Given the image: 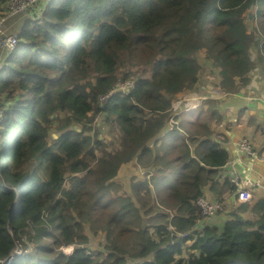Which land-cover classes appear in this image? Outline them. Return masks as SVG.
I'll return each instance as SVG.
<instances>
[{"label": "trees", "instance_id": "obj_1", "mask_svg": "<svg viewBox=\"0 0 264 264\" xmlns=\"http://www.w3.org/2000/svg\"><path fill=\"white\" fill-rule=\"evenodd\" d=\"M16 34L0 69V264L17 244L26 251L9 264H264V196L233 205L220 226H200L195 203L205 190L216 200L234 192L210 120L221 119L217 97L264 75V0H47ZM199 51L220 91L204 101ZM125 66L149 75L117 76ZM127 80L130 90L100 100ZM96 115L114 149L88 134ZM196 122L204 130L193 135L185 125ZM51 129L59 134L49 140ZM132 159L144 180L119 194L113 179ZM85 224L111 242L102 259L86 252ZM127 236L130 250L115 253Z\"/></svg>", "mask_w": 264, "mask_h": 264}, {"label": "rangeland", "instance_id": "obj_2", "mask_svg": "<svg viewBox=\"0 0 264 264\" xmlns=\"http://www.w3.org/2000/svg\"><path fill=\"white\" fill-rule=\"evenodd\" d=\"M31 13V11H27V12H19L16 13L14 15H11L7 18V20L4 22V29L7 33H18L19 30L21 29V27L23 26L24 22L26 21V18L29 16V14ZM248 11L245 12L246 16H249ZM246 24L248 27H250V22L249 20H246ZM204 55V51H199L197 53V56L200 60V64H201V69L198 72V81L196 84V94L198 97H203V99H201L202 101H204V97L209 96L210 91L212 90H217L216 87H214L212 84L215 83L216 81V72L214 71L213 68H211L209 65H205L204 60L202 59ZM3 56V54H2ZM3 67V65H2ZM1 69V68H0ZM146 69L145 66H141L138 68L137 67H129V66H125L122 67L117 76H124V73H126L128 70H133L136 72V76L139 75H145L148 76V73H143V70ZM186 91L180 92L178 94H176V99H179V101L181 102V104H183V100L184 98H186ZM175 98V97H174ZM185 110L183 108V106L181 105L179 110H183L184 112H193V110L195 108H197V104L193 103L190 104L188 106H185ZM204 107H206V105H204ZM177 110V112L179 111ZM191 118H196V116H194V113L190 114ZM210 121H215V125H218V123L220 125H222V122L220 119H211ZM218 122V123H217ZM211 123V122H210ZM197 122L195 125L191 126L190 124H186L185 127H188V132H191L193 135L197 134V130H201L203 131L204 129L198 128L197 126ZM213 125V124H212ZM91 126L93 127V129H91L89 131V135H91L94 131H97L98 134L104 139V141L106 142L107 146L109 149H114V147L117 146L116 144V140H115V135L110 133L107 129V127L103 124L102 125V121H101V116L100 115H96L93 122L91 123ZM223 126V125H222ZM226 127V126H223ZM214 128V126H213ZM214 133H216L217 135H219L218 130H214ZM58 132H56L55 130L51 129L50 131V136H49V140L56 138L58 136ZM87 134V133H86ZM201 137V136H200ZM63 148L65 149V151L69 154H73L76 152L77 150V146L74 143H65ZM153 169H150V171H153ZM146 170H141V168L137 165L135 159H132L131 161H129L128 163L123 164L117 175L115 176V178L113 179L115 181V183L119 186L118 190H119V194L120 193H124V194H131L130 193V187L132 183L135 182H140L144 180V172ZM260 188V187H259ZM258 189V188H257ZM209 199H218L215 198V196L213 195V198L210 195H206ZM164 198V196H163ZM236 204H234L235 206ZM237 207V206H236ZM232 206H229L228 212L231 210ZM162 212H166L164 211V209ZM147 217L144 216V220ZM208 221V219H205ZM199 224L200 226L203 225ZM83 232L87 235L88 240L85 243L86 245V252L88 254H90L92 257L97 256V254H100L99 258L102 259L106 254H108L109 252L112 251L111 249V242H109L106 239V234L104 231L101 230H97V232H93L92 230L89 229V225L85 224L84 228H83ZM149 232H151L153 234L154 238H157L156 233L154 232V229H150ZM131 236H127L124 239H121L118 242V246L117 249L118 250H114L115 253L117 254H122L121 252H123V250L129 249L131 248ZM46 240L51 243V239L50 238H46ZM190 245V242H187L184 247H183V253L181 256H179L180 258H187L189 256V252L188 251V246ZM17 249L14 251L16 254H20L21 253V246L19 244H17ZM28 250L31 249L30 244L27 247ZM34 249V248H33ZM62 252L64 253H70L73 251V247L69 246H62L61 247ZM26 250H23V252H25ZM127 256L130 255V251L127 252L126 254ZM177 257V258H179ZM132 263L131 260H127V264Z\"/></svg>", "mask_w": 264, "mask_h": 264}, {"label": "crops", "instance_id": "obj_3", "mask_svg": "<svg viewBox=\"0 0 264 264\" xmlns=\"http://www.w3.org/2000/svg\"><path fill=\"white\" fill-rule=\"evenodd\" d=\"M251 79L248 86L235 96L223 95L217 100L220 107V116L222 125L214 124L213 130H218L219 135L214 133L217 142L227 150L230 158H235L237 168L244 174L256 176L264 171L263 162L258 159L245 157L237 152L238 139L246 135L253 142V145L259 151H264V75H259L258 71L249 75ZM228 166H224L221 174L227 173ZM254 197L264 196V188H256L253 191ZM205 195H213L210 191L205 190ZM224 199H230L232 195L226 193ZM229 206H232L230 204ZM244 216L252 218L253 215L245 212ZM228 212L223 215L208 218V221L202 219L198 224H211L220 226L228 219Z\"/></svg>", "mask_w": 264, "mask_h": 264}, {"label": "built area", "instance_id": "obj_4", "mask_svg": "<svg viewBox=\"0 0 264 264\" xmlns=\"http://www.w3.org/2000/svg\"><path fill=\"white\" fill-rule=\"evenodd\" d=\"M46 2L47 0H6L3 6L4 10L2 13H0V68H2L3 62L8 53L13 51L17 42L19 41V37L17 34L7 33L5 31L4 22L9 16L19 12H27L28 10L31 11L29 16H39L42 9L46 5ZM132 87V80L117 83L116 87L113 90H110L107 94L100 96V100H106L107 97L116 90L126 92ZM221 97H217L216 99L219 100ZM2 113L3 110L0 107V119L2 117ZM237 152L245 157L258 159L264 164V151H259L258 149H256L253 145V142L246 135H243L238 139ZM227 166L228 170L226 174L228 175L229 181L234 185V192L231 193L232 197L230 199V204H232L233 206L234 204L243 202H252L254 198V189L259 187L264 188V171L260 174H257L256 176L244 174L237 168L235 158H230L228 160ZM195 203L198 206L200 213L204 217V219L226 214L230 205L228 199H209L205 194L198 197ZM176 234L181 236L185 235V232H178ZM70 246L73 247L72 245ZM17 248L18 247L16 246L9 258L2 260L4 264H9L15 255H21L23 250H21L20 254H16L14 252Z\"/></svg>", "mask_w": 264, "mask_h": 264}, {"label": "water", "instance_id": "obj_5", "mask_svg": "<svg viewBox=\"0 0 264 264\" xmlns=\"http://www.w3.org/2000/svg\"><path fill=\"white\" fill-rule=\"evenodd\" d=\"M251 8L253 7L252 5L250 6ZM252 16V14L251 13H249V17H251Z\"/></svg>", "mask_w": 264, "mask_h": 264}]
</instances>
